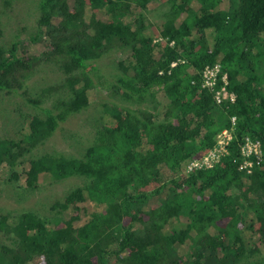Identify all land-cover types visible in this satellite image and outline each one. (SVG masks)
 I'll use <instances>...</instances> for the list:
<instances>
[{
    "label": "trees",
    "instance_id": "obj_1",
    "mask_svg": "<svg viewBox=\"0 0 264 264\" xmlns=\"http://www.w3.org/2000/svg\"><path fill=\"white\" fill-rule=\"evenodd\" d=\"M38 1L32 39L46 41L43 57L58 61L70 97L58 114L31 119L20 140L0 139V168L7 164L6 181L24 176L30 189L44 176L86 184L55 201L54 215H0L9 240L0 244V264H264L253 259L264 246V0H228V9L218 7L223 0H164L170 18L157 30L143 11L159 0ZM194 2L198 11L188 7ZM115 47L131 56L127 66L119 63L111 88L125 105L106 107L109 117L99 118L82 158L45 153L28 158L26 168L22 157L68 114L88 107L90 63ZM17 50L16 43L0 46V91L19 86L36 61ZM216 65L233 100H215L221 81L213 90L203 86V69ZM224 128L233 137L221 159L184 173V163L211 148ZM246 136L260 142L262 154L244 176ZM152 198L158 204L149 207ZM87 200L100 210L87 213ZM256 235L260 247H251Z\"/></svg>",
    "mask_w": 264,
    "mask_h": 264
},
{
    "label": "rangeland",
    "instance_id": "obj_2",
    "mask_svg": "<svg viewBox=\"0 0 264 264\" xmlns=\"http://www.w3.org/2000/svg\"><path fill=\"white\" fill-rule=\"evenodd\" d=\"M38 3L37 0H13L11 5H5L4 1L0 0V23L3 30L0 46L9 48L12 43H16L18 46L17 55L21 59L36 57L31 69L27 71V77L20 80L19 86L10 92L0 91V139L20 140L24 136V130L27 131L31 119L44 118L46 110L58 114L64 109L62 103L70 97V91L65 85V76L58 61L43 57L44 52L48 49L45 45L46 41H41L39 38L35 42L32 39L34 36L36 38L38 31L36 26L39 17ZM188 7L198 11L199 4L194 2ZM218 7L228 9V0H223ZM169 11L170 7L164 0L152 1L149 3L148 9L143 11V20L149 24L151 30H157L170 18ZM184 16H186V12L181 14V18ZM130 58L129 50L115 47L90 63L88 74L93 80L94 89L89 95L88 107L77 113L68 114L64 120L58 123L51 136L22 157L25 161L23 165L26 168L28 158H36L45 153L83 157L86 148L94 140L96 128L100 126L99 118L109 117L105 114L106 107L125 105L119 96L113 94L111 88L122 72L119 63L127 66L131 62ZM222 75L221 79L216 82L217 86L219 81L223 82L218 87L219 89L225 84V81L228 83V79L224 81ZM223 96H225L224 93L220 97ZM159 98L161 97L159 96ZM129 106L131 105L129 104ZM225 130H228L227 133H224ZM230 137L231 139L233 137L232 128L220 130L215 136L214 145L187 160L184 163L183 172L191 174L213 166L227 152L225 146L230 142ZM246 142L256 143L251 137H244L242 146L246 150H248L245 146ZM254 158L256 157L253 154L249 156L242 154L238 169L244 176L253 173ZM7 167V164L4 163L0 168V215L18 214L28 210L43 216L54 215L57 211H52L51 206L55 201L61 199L76 186L86 184L83 177L73 176L56 180L53 177L44 176L36 189H30L25 183L24 176L16 182L6 181ZM17 170L19 172V169ZM183 190H188V187L184 186ZM148 203L149 207L156 206L158 200L152 198ZM82 207L88 210L87 213L100 210L89 200ZM79 214L81 215L80 222L87 218L84 212L81 211ZM146 218L147 216H143V220ZM218 224H224V220L218 221ZM2 243L9 245V240L0 232V244ZM189 244L187 242L186 246H182L179 250L180 255H187ZM259 245L260 241L256 235L250 246L260 247ZM253 259L264 262V246L260 247V252L254 255ZM34 264H40V261L38 260Z\"/></svg>",
    "mask_w": 264,
    "mask_h": 264
},
{
    "label": "built area",
    "instance_id": "obj_3",
    "mask_svg": "<svg viewBox=\"0 0 264 264\" xmlns=\"http://www.w3.org/2000/svg\"><path fill=\"white\" fill-rule=\"evenodd\" d=\"M219 73H220V68L218 65L214 67L206 66L203 69V82H204L203 86L209 88L210 90H213L216 86ZM222 79L224 81L225 79H227L226 74L222 75ZM226 86H227V82L225 81V84L221 87V89L214 91V98L218 103L222 102L225 99L233 100L235 98V94L233 92L228 93ZM222 93H224L225 96L221 98L220 96ZM231 122H232V125H234L235 117H231ZM227 131L228 130H225L224 133H227ZM255 142H256L255 144H252L250 142L245 143V146L248 148V150H246L245 148H243V146H241L242 154H244L245 156H249L250 154H253L256 158L260 157L262 154L260 142L259 141H255ZM250 144H252V146H250ZM225 149H226V146H225Z\"/></svg>",
    "mask_w": 264,
    "mask_h": 264
}]
</instances>
